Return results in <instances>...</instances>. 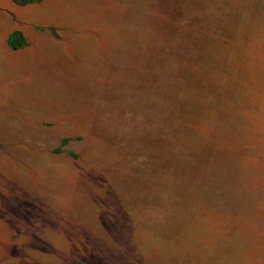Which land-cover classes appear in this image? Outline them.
<instances>
[{
	"label": "rangeland",
	"instance_id": "374dc122",
	"mask_svg": "<svg viewBox=\"0 0 264 264\" xmlns=\"http://www.w3.org/2000/svg\"><path fill=\"white\" fill-rule=\"evenodd\" d=\"M255 12L264 0H0V264L259 252L264 224L229 216L241 193L264 201L229 80Z\"/></svg>",
	"mask_w": 264,
	"mask_h": 264
},
{
	"label": "crops",
	"instance_id": "0c3cea01",
	"mask_svg": "<svg viewBox=\"0 0 264 264\" xmlns=\"http://www.w3.org/2000/svg\"><path fill=\"white\" fill-rule=\"evenodd\" d=\"M249 13L240 22V34L234 37L236 44L241 47V55L240 66H234V73L231 66L229 73L230 98L241 112L242 119L247 121L246 127L256 129L251 142L258 145L257 152L250 157L249 165L256 170L257 175L264 176V13L255 12L253 22L249 21ZM234 60L232 64H236ZM217 176L220 178L216 180L217 184L227 183L224 178L227 173L222 169L217 171ZM236 198L238 201H235L231 211H225L226 216L230 211L229 216L239 218L242 223L254 226L264 224V201H249V196L244 193ZM262 235L264 241V232ZM257 251L249 253L250 257L245 259L244 264H264V245Z\"/></svg>",
	"mask_w": 264,
	"mask_h": 264
},
{
	"label": "trees",
	"instance_id": "16d2710c",
	"mask_svg": "<svg viewBox=\"0 0 264 264\" xmlns=\"http://www.w3.org/2000/svg\"><path fill=\"white\" fill-rule=\"evenodd\" d=\"M12 1L16 4L24 5L28 3H35V2H38L39 0H12ZM6 42H7L8 47L12 50H19L27 46V41L25 39V36L22 33V31L19 29L12 30L8 34ZM66 142H67V139H64L61 145H64Z\"/></svg>",
	"mask_w": 264,
	"mask_h": 264
}]
</instances>
